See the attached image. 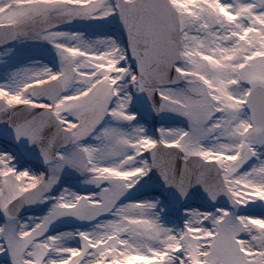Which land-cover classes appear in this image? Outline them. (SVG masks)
Listing matches in <instances>:
<instances>
[{
    "label": "snow or ice",
    "instance_id": "1",
    "mask_svg": "<svg viewBox=\"0 0 264 264\" xmlns=\"http://www.w3.org/2000/svg\"><path fill=\"white\" fill-rule=\"evenodd\" d=\"M0 264H264V0H0Z\"/></svg>",
    "mask_w": 264,
    "mask_h": 264
}]
</instances>
